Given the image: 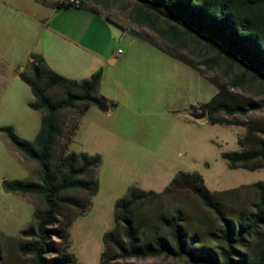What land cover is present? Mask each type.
Returning <instances> with one entry per match:
<instances>
[{
	"label": "rangeland",
	"instance_id": "obj_1",
	"mask_svg": "<svg viewBox=\"0 0 264 264\" xmlns=\"http://www.w3.org/2000/svg\"><path fill=\"white\" fill-rule=\"evenodd\" d=\"M72 1L48 2L56 5ZM79 1L102 12L107 22V27L95 28L96 41L124 50L119 62L105 70L100 67L108 98L112 100L110 109L101 111L92 105L82 115L77 108L62 110L59 115L65 134L57 148L66 144L68 131L77 123L65 151L85 152L100 159L89 173L97 180L95 193L70 191L88 204L86 209L71 205L62 208L60 221L71 219L68 238L62 243L75 256L72 264H100L103 235L114 227L115 202L126 195L130 186L161 193L145 203L152 213L179 205L194 223L203 217L215 222V218L186 189L162 194L178 171L199 172L211 191H226L264 180V167L230 169L221 157L222 152L240 148L238 139L245 134L244 124H211L207 117L194 119L190 115L201 111V104L220 85L232 100L262 104L246 115L237 113L236 119L264 124V84L246 76L243 86H234L232 77L239 75L243 67L229 66L222 58L209 67L204 60L216 53L205 47L179 50L198 66L202 76L149 43L146 38L160 45L166 41L148 26L133 20L135 0ZM43 13L34 0H0V126L11 125L16 134L31 141L39 130L41 112L28 106L33 94L19 71L30 72V54H39L44 43L38 20ZM3 179L37 181L39 167L37 162L24 158L0 131V264H32L31 256L18 250V243L22 239L20 230L32 221L40 198L6 192ZM163 232L167 235L166 230ZM259 237L252 239L249 248L243 251L250 255L264 247V229ZM112 263L188 264L183 258L164 255Z\"/></svg>",
	"mask_w": 264,
	"mask_h": 264
},
{
	"label": "trees",
	"instance_id": "obj_2",
	"mask_svg": "<svg viewBox=\"0 0 264 264\" xmlns=\"http://www.w3.org/2000/svg\"><path fill=\"white\" fill-rule=\"evenodd\" d=\"M35 1L45 4L49 0ZM135 1L133 20L166 41L160 45L146 38L149 43L202 76L198 66L179 50L205 47L216 53L204 60L209 67L219 58L229 66L243 67L239 75L232 77L234 86H243L246 76L264 84V0ZM67 4L70 3L56 6L73 7ZM83 5L81 1L80 7ZM29 68V73L19 71V76L33 94L28 106L41 112L39 130L32 141L16 134L11 125L0 126V131L24 158L37 162L39 180L3 179L2 187L6 192L40 198L32 221L20 230L18 250L30 255L32 264H72L75 256L62 243L68 238L71 219L61 222L60 215L67 205L86 209L88 204L70 191L95 193L97 180L89 173L100 159L85 152L65 151L77 123L68 131L66 144L57 148L65 134L59 115L68 108H77L82 115L92 105L107 111L112 101L98 92L101 68L86 78L71 79L53 70L38 53L30 54ZM216 86V92L201 104L208 121L246 126L244 136L238 139L240 148L222 152L221 157L230 169L264 167V124L235 117L262 104L232 100L222 86ZM176 189L190 191L214 215L215 222L203 217L192 223L179 205L152 213L145 203L161 193L130 186L126 195L115 202L114 227L103 235L100 264L160 255L183 258L188 264H264V247L250 255L243 251L252 239L260 238L264 229V180L226 191H211L199 172L178 171L162 194Z\"/></svg>",
	"mask_w": 264,
	"mask_h": 264
},
{
	"label": "crops",
	"instance_id": "obj_3",
	"mask_svg": "<svg viewBox=\"0 0 264 264\" xmlns=\"http://www.w3.org/2000/svg\"><path fill=\"white\" fill-rule=\"evenodd\" d=\"M35 3L44 10L42 18L38 19L44 39L39 54L53 70L71 79H82L100 67L105 70L108 65L123 59L124 50L117 53L120 47L109 48L107 43L96 41L97 25L107 27L102 12L92 11L84 5L62 8L51 2ZM104 82L102 74L98 89L100 94L108 98Z\"/></svg>",
	"mask_w": 264,
	"mask_h": 264
},
{
	"label": "water",
	"instance_id": "obj_4",
	"mask_svg": "<svg viewBox=\"0 0 264 264\" xmlns=\"http://www.w3.org/2000/svg\"><path fill=\"white\" fill-rule=\"evenodd\" d=\"M190 115L194 118V119H202L206 117V110L205 109H201V111L199 112H191Z\"/></svg>",
	"mask_w": 264,
	"mask_h": 264
},
{
	"label": "built area",
	"instance_id": "obj_5",
	"mask_svg": "<svg viewBox=\"0 0 264 264\" xmlns=\"http://www.w3.org/2000/svg\"><path fill=\"white\" fill-rule=\"evenodd\" d=\"M67 5H71V6H73V7H80L79 5H76V3L67 4ZM121 52H122V49H121V48H118V49H117V53L119 54V53H121Z\"/></svg>",
	"mask_w": 264,
	"mask_h": 264
},
{
	"label": "bare ground",
	"instance_id": "obj_6",
	"mask_svg": "<svg viewBox=\"0 0 264 264\" xmlns=\"http://www.w3.org/2000/svg\"><path fill=\"white\" fill-rule=\"evenodd\" d=\"M72 3H76V5H79V6L81 5V3H80L79 0H73ZM72 3H71V4H72Z\"/></svg>",
	"mask_w": 264,
	"mask_h": 264
}]
</instances>
